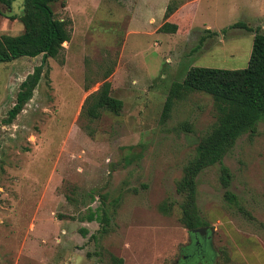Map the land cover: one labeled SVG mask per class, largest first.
<instances>
[{"label": "rangeland", "instance_id": "1", "mask_svg": "<svg viewBox=\"0 0 264 264\" xmlns=\"http://www.w3.org/2000/svg\"><path fill=\"white\" fill-rule=\"evenodd\" d=\"M188 1H56L53 16L67 22L69 39L10 123L18 86L40 56L0 64V264H110V255L122 264H256L249 237L264 246V120L197 175L195 204L210 234L201 255L188 258L192 242L174 187L214 110L210 96L180 92L168 116L161 113L190 67H246L253 34L228 27L241 22L264 35V0H198L177 12ZM167 4L175 11L164 18ZM164 22L176 31L158 32ZM21 32L18 20L0 16V35ZM108 68L121 110L81 118ZM220 166L230 175L226 187ZM225 191L236 202L227 203Z\"/></svg>", "mask_w": 264, "mask_h": 264}, {"label": "trees", "instance_id": "2", "mask_svg": "<svg viewBox=\"0 0 264 264\" xmlns=\"http://www.w3.org/2000/svg\"><path fill=\"white\" fill-rule=\"evenodd\" d=\"M12 0H0V4L9 7ZM58 0H23L22 15L11 12L1 13L9 20H18L22 32L15 36L0 35V64L9 63L18 58H34L40 56V64L32 69L19 84L13 106L7 111L5 122L10 123L20 112L23 105L31 98L42 70L47 77L46 60L54 59L61 45L69 39L67 22L53 16L51 6ZM175 11L174 6L167 4L163 17L167 18ZM228 28H241L251 32L252 43L246 67L239 70H223L204 67H190L180 83H174L168 91L161 113L162 119L168 116L172 97L181 93L197 92L210 96L214 110V123L210 131L203 135L197 143L194 156L188 160L183 174L175 182V193L181 195L179 204V222L187 231L207 226L199 216L195 204L196 177L201 170L220 165L222 157L233 142L242 134L249 137L255 133L256 124L264 120V35L251 30L241 22ZM176 25L164 22L158 32L173 34ZM111 69H106L101 77L99 88L89 94L83 101L79 116L89 121L96 120L101 111L117 114L122 103L109 94L110 84L106 78ZM219 181L226 187L230 175L226 168L220 166ZM101 197V196H100ZM227 203H234V196L225 191L222 195ZM161 214L167 215L169 206H159ZM239 211H243L238 207ZM245 214V213H244ZM106 223L107 218L102 217ZM101 219V220H102ZM85 235V230H81ZM110 264H122L120 258L109 256Z\"/></svg>", "mask_w": 264, "mask_h": 264}, {"label": "crops", "instance_id": "3", "mask_svg": "<svg viewBox=\"0 0 264 264\" xmlns=\"http://www.w3.org/2000/svg\"><path fill=\"white\" fill-rule=\"evenodd\" d=\"M198 0H192V1H188V2H186V3H184V4H182L181 6H179V8L177 9V12H180V11H182L185 7H189L190 5H194V4H196V2H197ZM189 17V16H188ZM188 17L186 16V17H184V18H182V21L184 22V23H188ZM207 28V27H206ZM216 222V221H215ZM230 233L232 234V232L230 231ZM209 234H210V232H209ZM236 238H237V240L238 241H243V240H245V239H247L248 237H242L240 234L239 235H236L235 236ZM250 239H251V241H252V243L251 244H253L254 246L253 247H255L253 250H254V253H253V257H257V260H256V264H264V246L262 245V243L260 242V239L259 238H257V237H249ZM237 240H234L233 241V243H232V245L231 246H229L230 247V249L231 250H235L237 253L236 254H238V257H239V259H240V255H239V249L238 248H236V243H239ZM226 241H227V238H226ZM235 244V245H234ZM233 246V247H232ZM258 254V255H257ZM257 255V256H256ZM258 256H259V258H258ZM230 260V259H229ZM231 260H233L232 258H231ZM240 261V263L239 264H251V263H246L244 260H239ZM233 262H235L234 260H233Z\"/></svg>", "mask_w": 264, "mask_h": 264}, {"label": "flooded vegetation", "instance_id": "4", "mask_svg": "<svg viewBox=\"0 0 264 264\" xmlns=\"http://www.w3.org/2000/svg\"><path fill=\"white\" fill-rule=\"evenodd\" d=\"M209 231L210 230L208 229L206 233L207 236H200L198 234L189 235L192 243L190 245V254L188 255V258L195 256V254L201 255V252H203V248L207 247L208 243L206 240H208Z\"/></svg>", "mask_w": 264, "mask_h": 264}, {"label": "water", "instance_id": "5", "mask_svg": "<svg viewBox=\"0 0 264 264\" xmlns=\"http://www.w3.org/2000/svg\"><path fill=\"white\" fill-rule=\"evenodd\" d=\"M9 5H10V11H11L12 14H14L16 16L22 15L23 0H12ZM208 229H209V227H207V226L198 227V228L189 230L188 233L190 235L198 234L200 236H206V233H207ZM195 243H197V242H195Z\"/></svg>", "mask_w": 264, "mask_h": 264}]
</instances>
